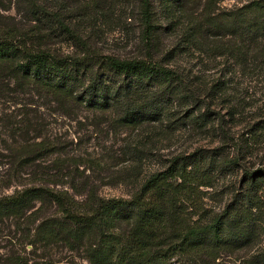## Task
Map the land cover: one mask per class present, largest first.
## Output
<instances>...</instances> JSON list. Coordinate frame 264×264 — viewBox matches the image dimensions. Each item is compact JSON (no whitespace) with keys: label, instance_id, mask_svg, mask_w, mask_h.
<instances>
[{"label":"trees","instance_id":"1","mask_svg":"<svg viewBox=\"0 0 264 264\" xmlns=\"http://www.w3.org/2000/svg\"><path fill=\"white\" fill-rule=\"evenodd\" d=\"M5 3L20 16L0 21V98L30 86L64 109L112 113L134 128L122 154L140 177L116 198L92 187L73 195V184H45L42 175L20 177L5 194L11 181L0 180V222H13L19 237L11 239L24 248L0 253V264H53L29 255L57 245L81 251L88 264H264V148L248 142L264 136V0ZM100 24L132 29L131 52L97 50ZM15 122L17 145L0 147V160L7 150L27 167L61 147L37 122ZM239 126L249 134L240 142ZM185 135L216 146L160 154ZM149 156L163 169L144 171ZM214 174L228 176L222 205L196 217L180 209L168 180L212 187Z\"/></svg>","mask_w":264,"mask_h":264},{"label":"rangeland","instance_id":"2","mask_svg":"<svg viewBox=\"0 0 264 264\" xmlns=\"http://www.w3.org/2000/svg\"><path fill=\"white\" fill-rule=\"evenodd\" d=\"M227 4L228 2L224 5ZM116 14H114V18ZM11 16H16L18 19L20 14L16 12L12 3H5L0 8V21H6V18ZM95 31L98 32L99 36L93 37L92 43L100 52L120 55L131 52L133 42H129V39L133 35L132 29L129 30L130 34H128L121 25L116 24L113 27H108L100 24V26L96 25ZM29 88L30 86H24L21 88L23 90L14 89L13 94L0 98V147L17 145L14 141L18 142V137H11L9 131L10 128L16 127L15 121L24 119L37 122L42 135H46L48 141L55 142L61 147L43 154L42 157H35L32 164L27 167H21L20 164L18 166L14 162L15 160L8 157L9 152L4 150L5 156L0 160V180L1 183L7 180L11 183L10 187L3 188L2 192L5 194L12 193L16 188V181L20 177L29 183L27 179L42 175V179L49 182L45 184L58 183L59 186L57 187H64V189L73 184L75 192L69 189L73 195L76 193L85 194L88 188L92 187L97 195L104 198L129 196L133 191L134 179L138 180L140 176H137V170H133L126 161L122 149L124 144L129 142L128 137L135 133L132 131L134 128L120 125L116 117L108 111L88 110L72 105L68 106L69 109L61 108L51 100V97L45 94L40 95ZM234 129L236 136H239L238 142L249 136L248 133H244L246 129L243 126ZM33 134L32 132L30 136ZM260 138L261 140L258 138L256 140L250 139L248 142L264 148V136L262 135ZM199 146L213 148L216 143L211 144L207 139H189L185 135L180 137L178 141H172L167 149L161 150L160 154L171 156L184 150L188 152ZM169 155H164V159H167ZM57 158L64 160L59 170L55 168ZM143 163V169H146L144 170L146 172L155 168L163 169L159 164L160 162L157 164L156 159L150 156ZM54 174H58V178L53 177ZM197 174L198 177L201 175L200 172ZM227 180L228 176L217 177L214 174L212 187L200 185L198 188L192 187L191 189L185 185L182 178L169 179L168 183L170 191L179 200L180 209L188 208L186 212H190L196 217L195 213L203 209L214 208L217 210L222 205L223 199L227 197L228 191L225 189ZM37 206L38 204H36ZM12 223L9 220L0 222V253L8 249H24L22 244H18L13 239L14 237L11 239L13 232H16L15 225ZM15 236L18 238L19 232H16ZM259 242L264 247V228ZM25 249L28 252L30 245H27ZM44 254L46 257L48 255L53 264H88L81 251H71L60 245L49 251L34 250L29 258L36 261V255L45 256Z\"/></svg>","mask_w":264,"mask_h":264}]
</instances>
